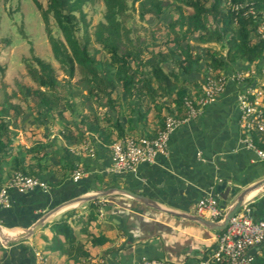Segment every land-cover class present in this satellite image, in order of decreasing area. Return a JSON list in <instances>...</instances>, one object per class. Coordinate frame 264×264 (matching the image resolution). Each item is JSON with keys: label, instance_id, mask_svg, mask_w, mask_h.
<instances>
[{"label": "crops", "instance_id": "crops-1", "mask_svg": "<svg viewBox=\"0 0 264 264\" xmlns=\"http://www.w3.org/2000/svg\"><path fill=\"white\" fill-rule=\"evenodd\" d=\"M243 64L235 62L225 67L223 73L227 80L223 93L203 107L199 116L182 123L171 133L167 154L159 155L153 164L141 163L136 172L113 170L111 145L119 137L156 133L168 115L185 117L184 107H155L144 96L128 99L122 90L113 93L114 107L97 106L90 97L83 99V107H57L43 110L41 115L32 107H23L19 127L9 126L8 135L15 137L12 153L16 155L19 149L46 145L44 159L49 170L46 178L49 190H10V205L0 207V223L9 229L27 228L64 201L110 187H125L195 214L197 202L203 196L214 195L221 201L228 190V196L232 197L264 178V160L247 145V133L240 124L239 87L232 73ZM207 73L211 74L201 61L200 69L195 67L185 77L199 82L202 91ZM167 104L170 105L168 101ZM82 115L90 119L86 117L83 123ZM89 121H96L97 129H89ZM66 135L74 138L67 141ZM60 144L78 157V167L71 174L59 165L55 152ZM43 152L23 150L27 163H35ZM3 168L2 176L6 180L10 170L7 162ZM77 171L82 175L75 179ZM253 195L252 216L264 219V190ZM99 199L103 212L88 228L77 224L86 214V203L59 213L26 241L5 246L0 240V264H136L145 257L192 264L215 246L219 231L200 223L153 209L127 195ZM73 209H80L68 218L75 228V243L83 244L90 254L79 259L59 249L44 254L54 236L51 223ZM95 236H107L110 240L93 244ZM65 247H69L68 242Z\"/></svg>", "mask_w": 264, "mask_h": 264}, {"label": "trees", "instance_id": "trees-1", "mask_svg": "<svg viewBox=\"0 0 264 264\" xmlns=\"http://www.w3.org/2000/svg\"><path fill=\"white\" fill-rule=\"evenodd\" d=\"M32 1L44 20L53 56L67 76L59 79L51 63L36 57L38 68L31 67L30 74L38 86H22L24 98L21 102H14L8 97L4 107H0V183L11 179L16 173L39 177L48 182V164L44 159L46 145L22 148L14 155L12 143L15 137L8 135L10 125L19 127L23 107H29L30 99L35 100L32 108L41 115L43 110L51 111L57 107H83L86 97H90L97 106L107 104L114 107L116 98L113 93L122 90L128 99L134 95L144 96L155 107L175 105L186 110L185 101L190 99L197 105L202 91L199 82L189 81L185 76L191 74L195 67L200 69L201 61L205 63V70H209L216 78L224 74L227 65L235 62L244 63L237 69H245L253 64L256 71L264 68V39L255 35L258 20L244 13L246 5H254L260 14L264 13V0H181L192 11L186 13L177 5L178 19L169 22L165 31L162 26L156 29L161 35H154L150 43L138 38L131 39L133 30L128 26L132 18L130 10L138 8L142 17L150 15L156 20L164 12L165 0H102L105 20L98 24L95 32L97 42L102 44L104 53L108 55L102 61H97L90 53L89 39L82 41L79 37L82 24L87 31L84 7L93 0ZM136 2H139L137 8ZM235 6L243 8L237 9ZM51 17L55 19L63 39L53 34ZM77 68H80L83 76L74 83L72 79ZM175 115L178 117V114ZM86 117L82 115L83 123ZM94 125L96 121H89V129H97ZM163 127L164 123L156 133L142 135L156 137ZM251 137L257 147L264 149L263 139L256 130L251 132ZM66 138L70 141L74 136L66 135ZM23 150L44 152L35 163H27ZM55 154L59 156V165L67 174L78 167V157L67 146L60 144ZM5 162L10 168L6 180L2 176ZM86 209V214L77 221L83 229L88 228L103 212L99 198L88 202ZM79 211H67L51 223L54 236L44 254L55 249L75 259L90 254L83 244L75 243V228L68 220ZM109 240L107 236H95L92 242L98 244ZM65 242L69 243L68 248ZM252 264H264V245L254 253Z\"/></svg>", "mask_w": 264, "mask_h": 264}, {"label": "built area", "instance_id": "built-area-1", "mask_svg": "<svg viewBox=\"0 0 264 264\" xmlns=\"http://www.w3.org/2000/svg\"><path fill=\"white\" fill-rule=\"evenodd\" d=\"M245 14H251L258 20L255 35L264 39V13L257 11L254 5H246ZM244 7V8H245ZM237 9L243 6H235ZM232 79L239 87L238 105L240 124L247 133L246 143L254 149L259 158L264 160V149L257 147L251 137L257 131L264 142V68L256 71L254 65L245 69H236ZM227 77L223 74L216 78L210 74L202 87L197 105L187 99L186 116L183 118L168 115L164 127L156 137L126 136L111 145L113 170L118 173L136 172L141 163L153 164L159 155L168 153V141L171 133L182 123L200 115L203 107L216 100L223 93ZM82 172L77 171L74 178L78 179ZM35 188L49 190V184L39 177L16 173L11 179L0 183V207L10 205V190L26 192ZM226 213L221 201L214 195H206L198 200L196 215L214 221H221ZM264 243V219L252 216L250 200L244 203L229 221L223 231H219L215 246L203 257L192 264H252L254 253ZM136 264H175L163 258H143Z\"/></svg>", "mask_w": 264, "mask_h": 264}, {"label": "rangeland", "instance_id": "rangeland-1", "mask_svg": "<svg viewBox=\"0 0 264 264\" xmlns=\"http://www.w3.org/2000/svg\"><path fill=\"white\" fill-rule=\"evenodd\" d=\"M177 5H180L186 13L192 11L181 0H165L164 12L159 19L155 20L150 15L142 17L137 8L139 2H136L137 9L130 10L132 18L128 21V26L133 30L131 39L138 38L145 43H150L154 35H161L156 29L162 26L161 28L165 31L169 22L178 19ZM84 11L87 31L85 32V26L82 24L79 37L82 41L89 39L90 53L96 57L97 61H102L108 55L104 53L102 44L97 42L95 32L98 24L105 20V5L102 0H93L84 7ZM50 21L53 34L63 39L55 19L51 17ZM36 57L51 63L59 79L67 76L53 56L44 20L34 2L32 0H0V107H4L8 97L14 102H21L24 98L22 86L28 85L34 88L38 86L30 74L31 67L38 68ZM82 76L80 68H77L72 82L75 83ZM21 104L24 106L23 102ZM34 105L35 100L30 99L29 107ZM11 131L13 135L14 130Z\"/></svg>", "mask_w": 264, "mask_h": 264}, {"label": "water", "instance_id": "water-1", "mask_svg": "<svg viewBox=\"0 0 264 264\" xmlns=\"http://www.w3.org/2000/svg\"><path fill=\"white\" fill-rule=\"evenodd\" d=\"M255 190H264V178L250 184L238 193L234 194V196L232 197L228 196V190L226 194L222 195L221 200L222 206L226 209L225 216L221 221H214L208 218L201 217L194 213L169 207L153 198H150L142 193L125 187H110L105 189H98L93 193L87 195H79L54 206L43 215H41L32 225L27 228L14 227L17 233L10 232L8 227L0 223V240L1 243L5 246L26 241L33 237L43 227H45L51 220L54 219L56 215L65 211L66 209L72 206L86 204L98 198H106L108 196L118 194L127 195L137 202L161 212L195 221L209 229L223 231L227 227L230 219L240 211L245 202L251 199L249 198V195Z\"/></svg>", "mask_w": 264, "mask_h": 264}, {"label": "bare ground", "instance_id": "bare-ground-1", "mask_svg": "<svg viewBox=\"0 0 264 264\" xmlns=\"http://www.w3.org/2000/svg\"><path fill=\"white\" fill-rule=\"evenodd\" d=\"M259 190H255V191H253L250 195H249V198H252L254 195V193H256V192H258ZM9 231L10 232H12V233H17L14 229H9Z\"/></svg>", "mask_w": 264, "mask_h": 264}]
</instances>
